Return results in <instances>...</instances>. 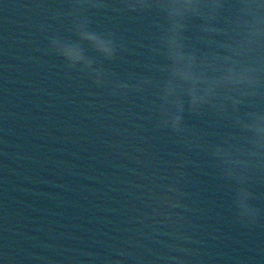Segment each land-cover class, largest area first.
<instances>
[{
    "label": "water",
    "instance_id": "1",
    "mask_svg": "<svg viewBox=\"0 0 264 264\" xmlns=\"http://www.w3.org/2000/svg\"><path fill=\"white\" fill-rule=\"evenodd\" d=\"M69 0H0V264H264V224L235 220L233 189L204 152L155 128L144 105L98 88L50 52L67 41ZM93 15L135 55L103 61L121 79L148 74L155 17ZM209 141L229 129L189 118ZM183 173V176L180 175ZM180 180L182 207L160 202ZM264 208V182L252 185Z\"/></svg>",
    "mask_w": 264,
    "mask_h": 264
},
{
    "label": "clouds",
    "instance_id": "2",
    "mask_svg": "<svg viewBox=\"0 0 264 264\" xmlns=\"http://www.w3.org/2000/svg\"><path fill=\"white\" fill-rule=\"evenodd\" d=\"M114 10L155 17L154 38L145 64L148 74L126 79L86 53L114 62L134 50L114 31L93 29V15L113 0H69L67 41L49 38V50L95 86L127 101L135 95L156 129L171 133L185 149L204 152L218 180L233 189L235 220L246 228L264 224V208L254 203L252 185L264 182V0H115ZM211 118L229 131L215 141L189 122ZM183 176V173H180ZM180 180L165 186L160 198L182 207ZM104 264H119L106 258Z\"/></svg>",
    "mask_w": 264,
    "mask_h": 264
}]
</instances>
